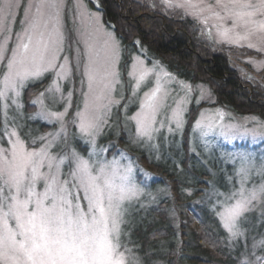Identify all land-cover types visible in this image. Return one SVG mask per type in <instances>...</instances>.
Masks as SVG:
<instances>
[{
    "label": "rangeland",
    "instance_id": "374dc122",
    "mask_svg": "<svg viewBox=\"0 0 264 264\" xmlns=\"http://www.w3.org/2000/svg\"><path fill=\"white\" fill-rule=\"evenodd\" d=\"M87 1L93 2L97 7L100 6V0H59L58 15L63 36L62 42L54 45L57 59L52 63L55 67L46 68L39 76H29L20 83L15 92L8 93V98H0L2 111L7 112V117L4 116L5 113L0 114L2 122L0 147L10 148L12 142L20 140L29 151H39L47 146L50 154L58 158L74 152L85 159L91 157L92 162L112 165L116 184L137 190V194L129 196L122 202L123 223L120 225L119 235L121 245L122 228L129 208L143 197H148L149 201H154L155 198L153 195H146L137 182L136 167L127 151L119 149L117 143L103 144L104 141L109 135L111 137L110 133L114 130L121 132V129L125 128L132 134L133 139L136 137L139 141L151 142L162 132L170 134L183 131L189 114L196 117L192 122V138L195 143L200 142L202 147L208 145V150H214L222 145L231 148L227 152L221 149L223 153L231 155L228 157V163L236 169L232 175L236 182L233 183L231 192L222 195L223 201L218 215L230 237L238 238L242 234L239 225L242 217L253 211H263L264 200L253 201L250 210L236 218L238 234L235 236L226 227L228 221L222 214L237 203L242 192L247 196L252 189L264 185V121L256 115H237L216 105L215 96L206 85L190 84L169 72L159 62L150 65L143 58L136 56L128 67L126 77H123L121 72L123 69L120 67L122 60L120 42L105 26L101 13L92 10ZM172 2L184 4L185 7L167 8L181 9L198 20L204 35L213 43L252 51L254 57L249 58V62L256 72L264 73V30L259 28V24L264 22V15L252 8L233 4L231 0H172ZM251 3L258 5L259 0H251ZM51 12L49 8L43 9L45 20ZM247 12L254 14L251 17L237 15ZM14 19L17 23L10 26L7 33L10 39L6 42L4 35H0L2 46L0 70L5 74L6 62L16 50V37L21 34L23 23V17L20 15ZM248 21L255 23H246ZM41 32H44L45 40L48 39V31L42 27L38 28L29 47L27 54L29 57L33 55L36 39ZM51 55L49 51L46 61ZM23 67L35 70V65L31 63ZM86 68L92 70L90 88ZM45 78L50 79L47 86L35 95L30 104V109L35 108V111L25 118L28 121L40 120L51 127L56 126V129L43 134L39 138L41 140L39 146L29 147L18 129L11 126V123L24 114L23 96L26 87ZM3 81L4 76L0 75V90H3ZM153 95L151 103L155 107L154 112L147 107L149 98ZM193 105L197 110L192 114L190 109ZM145 117L149 119L145 120ZM89 119L93 120L96 126L90 132H82L81 123H87ZM5 120L9 121L10 128H7ZM140 120H145V127L138 123ZM74 129L75 134L72 132ZM146 129L148 135L145 134ZM8 133L15 135L10 136ZM144 145L148 147V144ZM83 149L87 150V155H84ZM62 167L66 170L67 163ZM140 174L143 179L150 180L153 177L145 169H142ZM37 190L43 191V188L38 185ZM199 205L201 203H197L196 206ZM9 226L15 229V222L9 221ZM119 251L123 252L126 261L130 262L121 246Z\"/></svg>",
    "mask_w": 264,
    "mask_h": 264
},
{
    "label": "trees",
    "instance_id": "16d2710c",
    "mask_svg": "<svg viewBox=\"0 0 264 264\" xmlns=\"http://www.w3.org/2000/svg\"><path fill=\"white\" fill-rule=\"evenodd\" d=\"M88 4L101 13L105 26L120 42L123 77L136 56L150 65L159 62L190 84L206 85L216 105L264 121V73L256 72L249 62L254 57L252 51L213 43L198 20L181 9L165 7L162 0H100L98 7ZM49 80L26 87L24 114L11 123L29 147L39 146V138L56 129L25 118L35 111L30 109L31 101ZM196 110L191 106L192 114ZM4 113L0 107V114ZM187 116L183 131L162 132L151 142L134 140L122 125L121 132L114 130L104 141L127 151L136 167L137 182L146 195L155 198L149 201L143 197L129 208L121 248L132 264H262L264 210L242 217L241 236L230 237L218 214L222 195L231 192L236 182L232 177L236 169L228 163L231 155L223 153L231 148L222 145L208 150V145L195 143L192 122L196 117ZM11 126L7 121V128ZM82 152L88 153L86 149ZM142 169L153 177L143 179Z\"/></svg>",
    "mask_w": 264,
    "mask_h": 264
},
{
    "label": "snow or ice",
    "instance_id": "6c2138e0",
    "mask_svg": "<svg viewBox=\"0 0 264 264\" xmlns=\"http://www.w3.org/2000/svg\"><path fill=\"white\" fill-rule=\"evenodd\" d=\"M231 2L264 15V0H259L258 5L251 0ZM163 3L166 7H185L173 4L172 0H163ZM45 8L52 10L46 20ZM59 8V0H0V35H4L6 42L10 39L7 36L10 26L17 23L14 17H23L16 50L6 62L7 74L0 70V75L4 76L0 98H8V93L15 92L29 76H39L46 68L55 67L52 63L57 59L54 45L61 43L63 36ZM253 14L237 13L240 17ZM41 27L48 31V39L46 41L41 32L29 57V47ZM259 28L264 30V22ZM49 51L52 55L46 61ZM28 63L35 65V70L23 67ZM85 71L90 88L92 70L86 68ZM154 95L147 104L153 112ZM145 120L138 121L141 127H145ZM95 126L89 119L87 123L82 122L80 128L82 132H90ZM145 134H149L147 129ZM66 163L65 170L62 166ZM114 176L112 165L92 162L91 157L85 159L74 152L58 158L50 154L47 146L29 151L20 140L12 142L10 148L0 147V264H131L119 251L121 207L137 190L117 185ZM38 185L43 191L37 190ZM256 200H264V185L252 189L247 196L242 192L237 203L222 214L233 236L238 234L236 218L249 211ZM9 221L15 222V229L9 226Z\"/></svg>",
    "mask_w": 264,
    "mask_h": 264
}]
</instances>
